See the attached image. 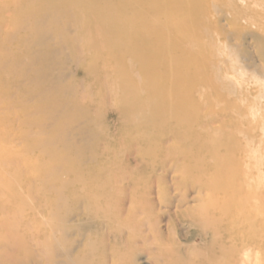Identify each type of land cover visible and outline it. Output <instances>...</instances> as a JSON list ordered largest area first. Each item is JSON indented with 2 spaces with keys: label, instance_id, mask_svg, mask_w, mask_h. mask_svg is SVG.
<instances>
[{
  "label": "rangeland",
  "instance_id": "obj_1",
  "mask_svg": "<svg viewBox=\"0 0 264 264\" xmlns=\"http://www.w3.org/2000/svg\"><path fill=\"white\" fill-rule=\"evenodd\" d=\"M11 2L0 0V264H197L209 255L212 261L216 254L219 256L215 258L220 259L227 256V261L223 258L218 264H262L264 227L254 229L251 223L256 215H264V22L262 25L242 21L241 27H237L231 24V17L225 11L216 9L221 10L216 11L215 18L223 42V60L231 66L239 57L225 75L232 87L226 89L217 84L213 78L216 75L211 76L208 69L205 76H211L213 81L208 78V85L200 89L202 99L197 94L187 101L186 115L170 117L161 125L145 126L144 117L137 116L128 122L121 116L110 93L112 88H105L110 87L109 71L98 77L104 76L106 86L99 84L94 90L97 72L90 63L81 34L82 23L74 7L55 8L52 25L49 26L50 20L42 23L44 30H50L49 34L38 42L30 25L36 19L34 7L28 8L25 17L30 30L19 31L18 12L8 9ZM129 74L136 81L142 80L136 69ZM214 82L219 90L212 87ZM100 87L102 92L98 91ZM105 91L109 92L106 96ZM205 99L209 101L207 105ZM96 100L103 105L95 103ZM193 107L197 108L194 118L189 113ZM71 118L74 120L70 121ZM123 121L135 126L130 135L122 130ZM178 122L181 127L184 125L180 131L176 128ZM235 129H241L240 133ZM216 136L221 137L220 141ZM65 141L69 144L65 145ZM193 141L198 144L194 146ZM248 149L255 154H250ZM219 153L225 154L222 159L227 155L232 162L222 160ZM249 154L256 158L248 159ZM245 162L251 166H247L249 169ZM212 194L217 198L216 202L212 198L213 203L207 199ZM216 196L229 201L227 209L229 212L232 207V212L228 213L224 209L226 202L222 199L218 202ZM231 201L237 207L243 201L242 208L235 210ZM218 203L225 204L222 210L227 215H222ZM205 204L211 205V212V207H217L221 213L214 210L215 213L224 216L226 225L232 223L236 234L242 224L240 219V223L237 221V215L236 220L231 216L239 209L242 214L240 211L237 214L243 215L241 221L246 224L240 230L245 232L249 228L253 233V229H261L263 233L259 235L261 240L255 234L257 231L251 235L253 239L257 236L251 239L256 240V244L252 242L256 248L246 234L249 231L245 232V239L242 232L239 238L236 236L240 232L232 234V226L223 230V226L219 227L220 217L214 211L210 216ZM251 205L259 207H255L253 212L257 214L254 213L256 217L252 221L253 212L245 210H254ZM245 215L251 219L247 217V220ZM235 221L238 226L233 225ZM215 222L222 229L219 232H224L221 236L225 243L221 242L223 238ZM209 225H214L217 232ZM213 234L219 235L216 240V236L213 238L215 242H212ZM223 244L222 248L231 254L218 248ZM209 249L216 253L211 255ZM196 255L200 259L195 263ZM205 260L204 264L218 262Z\"/></svg>",
  "mask_w": 264,
  "mask_h": 264
},
{
  "label": "bare ground",
  "instance_id": "obj_2",
  "mask_svg": "<svg viewBox=\"0 0 264 264\" xmlns=\"http://www.w3.org/2000/svg\"><path fill=\"white\" fill-rule=\"evenodd\" d=\"M15 3H16V1L12 0V2L8 6V9H11V11H13V12H18V15L16 17L19 19V24H17V25H19V31L30 30L28 20H26L25 17L28 13V8L31 6L34 7V16H36V19L30 25L32 27L31 31L35 35L38 42H42L44 40V38L46 37V35L49 34L50 30L49 31L44 30V28L42 27V23H44V21H46V20H50L49 26L52 25V21L54 19H56L55 8H58V7L61 8V7H65V6L74 7V9L76 10L78 17L80 18L81 23H82L81 34H82V37L86 41V48L90 54L89 55L90 63H92V65L96 69L95 71L97 72L95 74L96 77L94 78V82H93V85H95L94 90H97V88H99V84H103V86H106V84L104 85V80H105L104 76H103V78H100V79H98V77L100 75H103V73H102L103 71H105V70L109 71V74H110L109 80H111L110 81V87L107 86L105 88H108L109 90H111L110 88H112L113 91L111 90L110 93H112L111 96H113L112 98L115 100V104H116L117 108L119 109V112L121 111V116L123 118H125L128 122L133 121L135 118L137 119V116L144 117L143 119H147V121H148V122L146 121L144 123L145 126H152L151 123L152 124L158 123V125H159L160 123H162L163 120H168V118H170V117L182 118L183 114L188 113L186 110L187 109L186 106H188L187 101L189 102L190 100H192L194 98V96H196L197 94H198V97H200L199 96L200 89L202 87H204L205 85H208L206 80L209 77L207 78L205 76V72L208 69L212 72L211 76H212V74L216 75V77L213 75L214 76L213 78H216L218 80V82H217V80H215V82L217 84L221 83V85L223 87L225 86L226 89L227 88L229 89L232 87L231 83L229 81H226L225 75L228 74V71L232 70V65H235L239 61L238 60L239 57L236 56L237 59H236V61H234V63L231 66L230 65L228 66L226 64V62L223 60L222 50H221L223 42H220L221 34H220L218 22L216 21V18H215V13L217 11L216 9H222L223 11H225L226 14H228L229 18L231 17V24H233L237 27H241L242 21H245L248 24H250V23L256 24L255 22H258L262 25L264 22V1H262V0H49L48 2H44V1H40V0H17V3L16 4ZM17 9H19V11H15ZM218 11H221V10H218ZM22 17H23V20H22ZM25 41H26V39H25ZM263 53H264V49H263ZM210 57H212V58L214 57L216 60L213 61L212 58L209 59ZM121 65H123V67ZM132 69H136L142 74V77H141L142 80L141 81H136L134 79V77H132L129 74V72ZM207 74H209V73H207ZM211 76H210V78H211V82H212L213 78ZM215 82H214V85H212V87H215L217 90H219V88H218L219 85L218 86H217V84L215 85ZM107 85H109V82ZM209 85H210V83H209ZM209 89H211V88H209ZM98 91L102 92L103 90H101V87H100V89ZM98 91H96V92H98ZM105 92L104 93L106 96L108 91H105ZM98 93H97V95H98ZM200 98L202 99V97H200ZM102 99H103V96H102ZM203 99H204V97H203ZM206 101H205V103L207 105V103L209 101L208 100H206ZM95 103L100 105V103H102V102L100 101L98 103L96 100ZM212 104H214V103L212 102ZM102 105H103V103L101 104V106ZM193 105L195 106L196 103ZM118 109H117V111H118ZM196 110H197V108L195 109L194 107L191 110H189V113L191 115L194 114L193 118L195 117ZM227 110L225 113L228 112ZM223 112H224V110H223ZM197 114H199V111ZM215 115H217V114L215 113ZM210 117H212V116H210ZM69 120L72 121V120H74V118H71ZM124 121H123V123H125ZM139 121H141V120H139ZM185 121H186V119H185ZM133 123L135 124V122H133ZM148 123H149V125H148ZM164 123H166V122L164 121ZM122 125H124V124H122ZM177 125H178V127H176V128H179L178 129L179 131L184 126L183 125L181 127L179 122ZM239 125H240V123H239ZM239 125H237V127ZM174 128H175V126H174ZM186 128H188V126ZM189 128H190V126H189ZM221 128H223V127H221ZM235 128H236V126H235ZM240 128H241V126H240ZM123 129H124V132L126 134L130 135L131 134L130 131H134L135 126H132L130 123H125L124 128L122 126V130ZM166 129H164V130H166ZM167 130H169V128ZM238 130H241V129H237V130L235 129V132L237 131L236 132L237 134L240 133ZM166 131H164V132H166ZM170 131H172V128L170 129ZM179 131H177V132L179 133ZM174 132H175V130H174ZM141 133H140V136L145 135L144 133L143 134H141ZM222 133H223V131H222ZM241 133H242V131H241ZM161 134H162V132H161ZM180 135H179V137H180ZM244 135H245L244 137L247 138L246 134H244ZM218 136H216V139L217 140L219 139L218 141H220L221 137H218ZM240 136H241V134H240ZM248 137H250V136H248ZM182 138L183 137L181 136V139ZM214 138H215V136H214ZM245 138H243V139H245ZM127 139H128V137H127ZM148 139L150 141V138H148ZM210 139H212V138H210ZM194 140H195V138H194ZM183 141L187 142V140L186 141L183 140ZM212 141H210V142L212 143ZM244 141H246V139ZM249 141L251 142V140H249ZM194 142L195 141H193V143ZM197 142H198V140H197ZM246 142H245V144H247ZM64 143H65V145L69 144L68 141H65ZM198 143H196V144L194 143V146L197 145ZM204 144H206V143H204ZM204 144H203V146H204ZM190 145H191V143H190ZM212 145H214V144H212ZM217 145H219V142L217 143ZM215 146H216V143H215L214 147ZM242 146H244V145H242ZM190 147L191 146H188V148H190ZM218 147L219 146H217V148ZM236 147H237V145H236ZM184 148L185 147H183V150H184ZM188 148H187V151L185 150L187 153L189 152ZM192 148L193 147H191L190 149H192ZM195 148H197V147H195ZM201 148H199V151H202V150H200ZM242 148L243 147H241V149ZM214 149H216V147ZM219 149L221 150L222 147H220ZM237 149H239V148H237ZM240 151H242V153L246 152L244 150H240ZM248 151L251 152L250 154H252V153L255 154V152H253L252 149H248ZM248 151H247V153H248ZM254 151H256V154H257V150L254 149ZM221 152H223V150ZM193 154L194 153H192V155ZM250 154L248 156L249 158L247 157L248 159H255L256 158V157L255 158L252 157L254 155L251 156ZM220 155H221L220 157L222 159V155H225V154L221 153ZM228 155H229V153H228ZM230 155H232V157H234L233 154L230 153ZM234 155H235V153H234ZM216 156H218L217 158H219V155H216ZM226 156H225V158H226ZM241 156L243 157L244 155H241ZM250 156L252 158H250ZM199 158H200V156H199ZM244 158L247 159L245 156H244ZM200 159H202V158H200ZM200 159H198V160H200ZM208 159H210V158H208ZM224 159H222V160H224ZM226 159L230 160L229 157H227ZM238 159L241 160L242 158L239 157ZM245 159H244V161H246ZM194 160H196V159L194 158ZM198 160H196V161H198ZM219 160H220V158H219ZM219 160H216L217 163ZM211 161H213V160H211ZM225 161H227V160H225ZM251 161H256V160H251ZM230 162H232V161L230 160ZM222 163L224 164L223 161H222ZM225 163H227V162H225ZM238 163H239V161H238ZM241 164H243V163H241ZM244 164L246 165L247 163L245 162ZM248 164L251 165L250 161ZM249 165H246V167ZM239 167H240V164H239ZM249 167H251V166H249ZM249 167H247V168L249 169ZM203 169H204V167H203ZM219 169L221 170L222 168L220 167ZM243 169H244V171L247 170L246 168H243ZM70 171H72V170H70ZM211 172L209 174H213V172L212 173ZM70 175L71 174H69V176ZM250 175H252V174L249 173V176ZM210 176H211L210 178H213L214 174L210 175ZM201 177H203V176H201ZM205 177L209 178V176H205ZM220 177H222V175ZM70 178H71V176H70ZM224 178H225V176H224ZM224 178H222V179H224ZM228 178H230V177H228ZM232 179H233V177H232ZM70 180L71 179H69V181ZM217 180L218 179H216V181ZM207 181H205V183ZM224 181H225V183H227L226 180H224ZM241 181L242 180H240V182ZM71 182H73V181L71 180ZM215 183H217V182H215ZM219 183L220 182H218V184ZM233 183H234V181L232 182V185L235 188L236 186H234ZM206 184H208V183H206ZM228 185H229V182H228ZM211 186H212V184H211ZM62 188H63V186H62ZM72 188H74L73 183H72ZM240 188H241V186H239V189ZM206 190H208V188ZM207 192L209 193L210 191H207ZM249 193L247 191V194H249ZM243 194H245V193H243ZM213 196H214L213 194H212V197L210 196L211 198H208V196H207V199L211 200V202H212V198H214ZM251 196H252V194H251ZM216 197H218V196H216ZM215 199H217V198H214L213 201H215ZM219 199H222V198L218 197V200ZM225 200L222 199V201L226 202ZM230 200H233V199H230ZM222 201L219 200L218 202H222ZM205 202H206V204L208 203L207 200ZM227 202H229V201H227ZM227 202H226L227 206L224 209H226L228 212ZM242 202H241V204H242ZM223 203H221V204H223ZM231 203L234 205L235 201H234V203L231 201ZM206 204H205V208H206L205 210L208 211V209L210 208L209 206H211V205H209L207 207V205L210 203H208L207 205ZM214 204L216 206V203H214ZM214 204H212V205H214ZM241 204H239V206ZM218 205H219V203L217 204V207L221 208L219 210H222V207L225 204L221 205V207H219L220 205L219 206ZM229 205H231V204H229ZM233 205H231V206H233ZM258 205H260V203ZM234 206H236L234 208L235 210H236V208H239V206L237 207V205H234ZM245 206H243V207H245ZM217 207L216 208L211 207L212 212L214 210H217L219 212ZM240 207L242 208V206H240ZM248 207H250V206H248ZM251 207H253L254 210H252V209L250 210V208H245V210H247V212H248V209H249V212L250 211L253 212L256 209L255 207H257V209L259 208L257 205L256 206L251 205ZM231 208L232 207L229 208V210H230L229 212H232ZM239 209H237V210L240 211ZM226 210H224V214L227 213ZM209 211L211 212L210 209H209ZM238 211L237 212L234 211L236 213H232V216L230 213L229 215L232 218L230 216L229 217L232 220H236L238 217L237 221L240 219L239 221L241 223L239 221L238 222L240 224H242V227L244 228L243 225H246V224H243L242 223L243 221H241L242 218H244V217H242L243 215L239 217V215H240L239 213L241 211L239 213H238ZM262 211H263V209H262ZM210 212H209V214H210ZM212 212H211L210 216L213 215ZM218 212H216V213H218ZM216 213L214 211L215 216L218 215ZM219 213H221V211ZM254 213L257 214L256 212H253V214H252L253 216H254ZM224 214H223V210H222V215H224ZM227 214H225V215H227ZM233 214H235V217ZM241 214H242V212H241ZM222 215H218L220 217V224L218 223L220 225L219 227L223 226L222 227V229H223L226 226H228L227 228H230L229 226H232L231 225L232 223H230V224L228 223L229 225L228 224L226 225V220H223L224 216L222 218ZM236 215H237V217H236ZM248 215L250 217L252 216L250 214H248ZM210 216L209 217L206 216V217L211 218ZM245 216H246V218L248 217L249 220L251 219L249 216H247V215H245ZM256 216L260 217L259 218L260 221H262V218H264L263 217L264 215H262V213H261L262 218L260 215H256ZM256 216H254V218L251 219V221L254 220ZM216 217H213V218H216ZM233 217L235 219H233ZM258 217L256 219H258ZM248 218H247V220H248ZM259 219L257 220L260 223V224L257 223L258 226L256 225L257 221L254 222L255 220L253 221L254 223L253 222L251 223V224H253L254 227L253 226L252 227L254 229L256 227H260V225H261V227L262 226L264 227V225H263L264 221H262L263 222L262 223L259 221ZM232 220H230V221H232ZM208 221H209V219H208ZM237 221H235V223L233 225L237 224L238 223ZM227 222H228V220H227ZM250 222H248V225ZM208 223L209 222H207L206 224L208 225ZM238 224H237V226H238ZM214 225H217V223L215 222ZM214 225H213V227H215ZM248 225H247V227H248ZM210 227H212V225ZM239 227H238V229H239L238 232H240V234L237 232V234H239V235H237L235 233L236 230L234 231V229L236 227L235 228L233 226L231 227V228H233L232 231H234V233H232V234H234V235L236 234L237 235L236 237L241 235L242 231L240 229H243L242 227L241 228H239ZM215 228L218 229V232H219L220 228H218V225ZM215 228H213V229H215ZM253 228H250V230ZM222 229H220V230L222 231ZM254 229L252 231H254V232L257 231L255 234L257 235V233H258V239H260L259 235H262L263 233L261 234V232H264V230H262L260 232L259 230H261V229H259V228H258L259 230H257V229L254 230ZM262 229H264V228H262ZM229 231L232 232L231 230H229ZM246 231H249V228L247 230L245 229V232ZM258 231L260 232V234ZM214 232L215 231L213 230V233ZM216 232H217V230H216ZM245 232L244 231L242 232L243 233L242 238L246 239V237L248 236L250 241H251V239H253L252 238L253 236L251 237V235L254 232L252 233L251 231H249V232H251L250 236L248 234L249 232L246 233L247 236H246ZM221 233L219 232L218 234H220V236H221L224 232L222 234ZM226 235L227 234H224L223 236H226ZM217 236H219V235L213 234V236L211 237L212 242H215V241H213V238L215 237V240H216ZM227 236L232 237L233 235H227ZM256 237L257 236L254 235V239ZM220 238L224 239V237H222V236ZM223 239L221 240V242L225 241V239L224 240ZM263 239H262V241H263ZM240 240H242V239H240ZM240 240H238V241H240ZM247 240H248V238H247ZM253 240L251 241V243L254 242ZM216 242H220V241L217 240ZM240 242H242V241H240ZM244 242H245V240H244ZM246 242L250 243L249 241H246ZM255 242H256V240H255ZM223 243H225V242H223ZM239 244H241V243H239ZM214 245L216 246V243ZM241 245H243V243ZM253 246H254V244H253ZM222 247H224V244H223V246L219 245L218 248H221L222 251L225 250V253L227 255L231 254L229 250H226L227 249L226 247H225L226 249H223ZM243 247H244V245H243ZM230 248H232V247H230ZM254 248H256V245L254 246ZM262 248H264V246ZM248 249H250V246H248ZM226 251H228L229 254ZM257 251L259 252V249H257ZM212 252H210V249H209V253H211V255H214L213 254L214 252L213 253ZM209 253L207 255H209ZM221 254H222V252H221ZM216 255H214V256L215 257L219 256V255H217V256ZM261 255H260V258H262ZM196 256H198V255H196ZM223 256L221 259L224 258L223 260H226L225 258L227 256L226 257L225 256L223 257ZM258 256H259V253L256 254V257H258ZM209 257H210V255H209ZM209 257L201 259L202 262L200 260L197 264H204L205 262H207V260H205L207 258H208V261H210ZM212 257L210 259H212ZM215 257L212 259V261L214 259L217 260L218 261V262H216L217 264L222 261L220 258H215ZM201 258H202V255H201ZM199 259H200L199 256H198V259L197 258L194 259L195 263ZM204 260H205V262H203ZM262 260H264V259H262ZM262 260L260 262H262ZM212 261H210V262H212ZM225 263L226 262L220 263V264H225ZM179 264H182V263H179ZM207 264H210V263L208 262ZM262 264H264V262H262Z\"/></svg>",
  "mask_w": 264,
  "mask_h": 264
}]
</instances>
